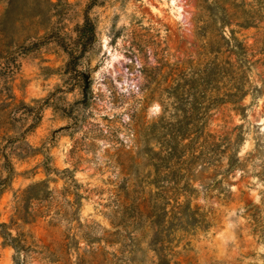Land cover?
I'll use <instances>...</instances> for the list:
<instances>
[{"label": "rangeland", "instance_id": "rangeland-1", "mask_svg": "<svg viewBox=\"0 0 264 264\" xmlns=\"http://www.w3.org/2000/svg\"><path fill=\"white\" fill-rule=\"evenodd\" d=\"M46 1L0 59V264H264V0Z\"/></svg>", "mask_w": 264, "mask_h": 264}, {"label": "trees", "instance_id": "trees-1", "mask_svg": "<svg viewBox=\"0 0 264 264\" xmlns=\"http://www.w3.org/2000/svg\"><path fill=\"white\" fill-rule=\"evenodd\" d=\"M18 1L20 0H9L8 9L4 16L0 18V59H5L6 62L9 61L8 58L14 49L18 50V53L25 51L22 50L24 48V42L27 37L31 36V34H28V36H24L22 40L17 41L15 40V36L11 33V29H15L20 25V20L22 17H26L25 14L22 13L23 8L18 6ZM26 2L28 3L26 6H31L32 10L34 11L33 14L28 16L29 21L36 22V24L39 23L41 12L37 11V3H41V0H26ZM45 4L46 5L44 9L50 8L52 10L51 13H57L65 10L67 2L66 0H56L55 2L48 0L45 2ZM43 32H45V36H48L47 30H44ZM72 33L73 35L69 36H60L59 34H55V36H53L54 39H57L58 43L67 54L68 62L66 63L65 67L67 70L75 69L76 63L79 62L82 55L96 39L94 24L87 11L84 13L82 24H77ZM52 34H54V32H52ZM83 89L85 90V88ZM20 106L21 107L16 106L15 110L28 111L30 109L29 106L24 103H22ZM45 193V187L42 183L32 185L23 192L20 202L30 204V202L33 200H45ZM78 200L79 198L76 199V201ZM27 215V217L30 216L29 214ZM0 228L3 229L1 234L7 242L6 244L18 252L19 247L17 246V239L14 238L10 233L4 231V229L7 228L6 224H0ZM159 264H170V262L165 258H160Z\"/></svg>", "mask_w": 264, "mask_h": 264}]
</instances>
